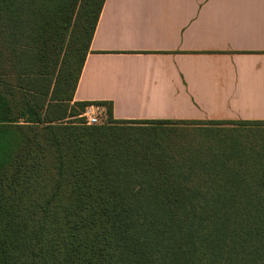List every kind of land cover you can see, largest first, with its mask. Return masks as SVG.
<instances>
[{
    "label": "trees",
    "instance_id": "trees-1",
    "mask_svg": "<svg viewBox=\"0 0 264 264\" xmlns=\"http://www.w3.org/2000/svg\"><path fill=\"white\" fill-rule=\"evenodd\" d=\"M103 4L0 0V264H264L263 120L82 122Z\"/></svg>",
    "mask_w": 264,
    "mask_h": 264
},
{
    "label": "crops",
    "instance_id": "crops-1",
    "mask_svg": "<svg viewBox=\"0 0 264 264\" xmlns=\"http://www.w3.org/2000/svg\"><path fill=\"white\" fill-rule=\"evenodd\" d=\"M73 100L116 120L264 121V0H104Z\"/></svg>",
    "mask_w": 264,
    "mask_h": 264
},
{
    "label": "built area",
    "instance_id": "built-area-1",
    "mask_svg": "<svg viewBox=\"0 0 264 264\" xmlns=\"http://www.w3.org/2000/svg\"><path fill=\"white\" fill-rule=\"evenodd\" d=\"M79 117L87 125L100 124L105 121L106 111L100 105L90 103L84 107Z\"/></svg>",
    "mask_w": 264,
    "mask_h": 264
},
{
    "label": "rangeland",
    "instance_id": "rangeland-1",
    "mask_svg": "<svg viewBox=\"0 0 264 264\" xmlns=\"http://www.w3.org/2000/svg\"><path fill=\"white\" fill-rule=\"evenodd\" d=\"M82 122H83V120H82ZM191 126L192 125H189V124L178 125V128L182 127L185 130V131L183 130V132H181V134L184 136V137L180 138L181 142H183V143H188V142H194L195 143L196 142L197 143V142L203 141L207 144H208V142H211L210 139H203V136L200 135L201 133H206V132L200 130L201 127H199V129H195ZM197 126H199V125H197ZM242 134L245 135V133H242Z\"/></svg>",
    "mask_w": 264,
    "mask_h": 264
}]
</instances>
